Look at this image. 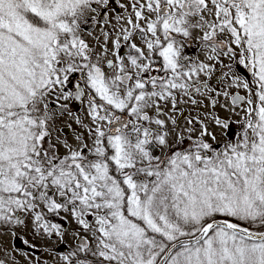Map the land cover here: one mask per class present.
<instances>
[{"label":"snow or ice","instance_id":"1","mask_svg":"<svg viewBox=\"0 0 264 264\" xmlns=\"http://www.w3.org/2000/svg\"><path fill=\"white\" fill-rule=\"evenodd\" d=\"M264 264V0H0V264Z\"/></svg>","mask_w":264,"mask_h":264},{"label":"rangeland","instance_id":"2","mask_svg":"<svg viewBox=\"0 0 264 264\" xmlns=\"http://www.w3.org/2000/svg\"><path fill=\"white\" fill-rule=\"evenodd\" d=\"M19 259H20V264H23V258H22V256L19 257Z\"/></svg>","mask_w":264,"mask_h":264}]
</instances>
